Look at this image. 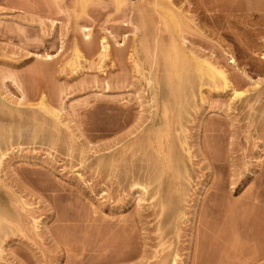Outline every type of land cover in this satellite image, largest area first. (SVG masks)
<instances>
[{
	"label": "rangeland",
	"instance_id": "1",
	"mask_svg": "<svg viewBox=\"0 0 264 264\" xmlns=\"http://www.w3.org/2000/svg\"><path fill=\"white\" fill-rule=\"evenodd\" d=\"M0 99V264H264V0H0Z\"/></svg>",
	"mask_w": 264,
	"mask_h": 264
},
{
	"label": "bare ground",
	"instance_id": "2",
	"mask_svg": "<svg viewBox=\"0 0 264 264\" xmlns=\"http://www.w3.org/2000/svg\"><path fill=\"white\" fill-rule=\"evenodd\" d=\"M119 2H120V1H119ZM82 4H83V3H82ZM84 5H85V4H84ZM169 11H170V13H167V12H169ZM167 12H166V13H165V12L163 13V14H165V15H160V16H161V19H162V16L165 17V19L163 18V19H164L163 21H164V23H166V26L168 27V28H167V27H166V28H167L168 30H171V29H172L171 27H173V28H175V30H177V28H179V27H177V26L180 25V24L182 23L181 20L179 19L180 16H178V14H176V12L173 11V13L178 17L176 20H178V21L180 20V22H178V21L174 20L176 16L172 13V10L168 9ZM141 13H142V12H141ZM142 14H143V13H142ZM145 14H146V13H145ZM140 15H141V14H140ZM146 16H147V15H146ZM149 16H150V15H149ZM140 17H141V16H140ZM148 18H149V17H148ZM143 19H144V17H143ZM146 19H147V18H146ZM140 21H141V20H140ZM142 21H143V20H142ZM146 21H147V20H146ZM165 21H166V22H165ZM143 22H144V21H143ZM175 22H178V23H180V24L176 23V24L174 25ZM148 23H149V22H148ZM148 23H147V25H148ZM144 24H146V23H144ZM171 24H172V26H171ZM173 25L176 26L177 28L174 27ZM142 26H143V24H142ZM170 26H171V27H170ZM181 26H182V25H181ZM181 26H180V28H181ZM146 27H147V26H146ZM144 28H145V27H144ZM169 28H170V29H169ZM173 30H174V29H173ZM173 30H171V31L173 32ZM174 33H175V31H174ZM84 37L87 39V41L90 39V34L88 33V31L84 34ZM174 39H175V38H174ZM172 40H173V39H172ZM87 41H86V42H87ZM100 41H101V43L103 44L104 41H105V38L103 37ZM173 41H175V40H173ZM173 41H172V44L174 43ZM88 43H89V41L87 42V44H88ZM175 44H176V43H175ZM88 46H89V44H88ZM145 46H146V45H145ZM169 46H170V45H169ZM156 47H157V46H156ZM161 47H162V46H161ZM170 47H171V46H170ZM170 47H169V48H170ZM148 48H149V47H148ZM163 48H164V46H163ZM167 48H168V46H167ZM167 48H165L166 51H167ZM169 48H168V49H169ZM179 48L181 49V47H179L178 45H177V46H176V45H172V47L170 48V49L172 50V52H173L172 55H174V56L171 55V57H168L169 55L167 54L168 56H166V53L162 55V56H163L162 59H164V55H165V57H167V59L164 60V61H166V62L168 63V64H166V65H168V66L170 67V69H168L169 67H168V66H165L167 69H165L164 71H166V73H168L167 71H170V72H169L170 74L168 73L169 75H171V72H172V71L175 72L174 74H173V72H172L173 75H171V76H172L173 78H172L171 76H169L168 74H167V75L164 74V75L167 76V77L169 76L168 79L165 78V76H163V77L165 78V80H168V81H166V82H168L167 87H166V89H167L168 92H167V91H166V92H167V94L169 93V94H171V95L168 94L169 96H167V98L171 96L170 98L172 99V96H173V100L170 99L172 102L175 101L176 98H177L176 100H178V99H183V98H184L183 96H182L183 98H180L181 95H180V97H179V94H180V92H181V89L183 88V85L186 84L185 82H188V81H189L188 79H187V80L185 79V82L183 81L184 78H185V74H187V72H188L189 70H190L189 73H192L191 70H193V69H194V73H195V71H197L198 73H196V74L194 75V77H195V78H196V77L199 78V76H200L201 81L204 79V78L202 79L201 77H207L208 79H210V82H211V80H212L214 83H216V82L218 81V84H219L220 80H221V82L223 81V82H222V83H223L222 85H223V87H225V89H227L226 87H228V86L230 87L231 84L227 81V79H226V75H224L225 72L223 73V72L221 71L222 69L220 70V68H218V67H217L218 69L215 68L216 66L213 67V65H212V64L210 65L209 62L206 61L205 59H204L205 61H200L201 58H200L199 60H198V59H195V60H194V58L192 59V57H191V59L195 61V62H191V63H193L194 66L196 65V66H195V67H196V70H195V67H194L193 69H191L192 67H190V69H189V68H188V65H190V63L188 64L187 62H189L190 60H189V61L187 60V62H186L185 58H187V56L185 57V55H184V54H186V53H184V51L181 52L182 50H180ZM146 49H147V47H146ZM146 49H145V50H146ZM158 49H159V48H158ZM165 49H164V52H165ZM149 50H150V49H149ZM149 50H148V51H149ZM159 50H163V49L160 48ZM157 51H158V50L156 49V52H157ZM156 52H154V53L156 54ZM172 52H171V53H172ZM154 53H153V54H154ZM159 53H161V52L159 51ZM167 53H168V52H167ZM169 53H170V51H169ZM182 53H183V54H182ZM104 54H105V53L101 52V53H100V56H103ZM186 55H187V54H186ZM183 56L185 57V58H184L185 61L182 60V59H183ZM157 57H158V56H157ZM160 57H161V56H160ZM172 57H173V58H172ZM180 58H181V59H180ZM188 59H190V58L188 57ZM158 60H159V58H158ZM197 60H198V61H197ZM156 61H157V60H156ZM166 62H165V63H166ZM179 62L181 63V65H180L181 67L178 68L179 71H177V70L174 69V68H175L176 66L179 67V65H178V64H180ZM184 62H185V64H184ZM207 62H208V63H207ZM157 63H159V62L157 61ZM160 63H161V61H160ZM162 63H164L163 60H162ZM186 64H187V65H186ZM164 65H165V64H164ZM164 65H162L163 68H164ZM186 66H187V67H186ZM190 66H192V65H190ZM184 67H186V68H184ZM172 68H173V70H171ZM183 68H184V69H183ZM187 68H188V70H187ZM185 69L187 70L186 73L183 72V70L185 71ZM175 70H176L177 72H176ZM164 73H165V72H164ZM189 73H188V76H186V77H188V78H189V76H190ZM175 74H177L176 77H178V79L175 78V76H174ZM182 74H184V75L182 76ZM197 74H198L199 76H198ZM155 75H156V74H155ZM191 75H192V74H191ZM192 76H193V75H192ZM192 76H191V77H192ZM151 77H152V76H151ZM151 77H150V78H151ZM182 77H183V78H182ZM157 78H158V76H157ZM197 78H196V79H197ZM207 78H206V79H207ZM217 78H218L219 80H218ZM152 79H153V77H152ZM152 79H151V81H152ZM174 79H175V80H174ZM181 79H182V80H181ZM190 79H191V78H190ZM206 79H205V80H206ZM158 80H159V79H158ZM160 80H162V78H161ZM163 80H164V79H163ZM205 80H203V81H205ZM153 81H154V80H153ZM156 81H157V80H156ZM182 81L184 82L183 84L181 83ZM193 81H195V79H194ZM193 81H192V82H193ZM201 81H200V82H201ZM203 81H202V82H203ZM206 81H207V80H206ZM215 81H216V82H215ZM162 82H163V81H162ZM162 82H161V84H162ZM198 82H199V81H198ZM211 83H212V82H211ZM228 83H229V84H228ZM154 84H155V83H154ZM154 84H153V85H154ZM157 84H158V83H157ZM187 84H188V83H187ZM192 84H193V83H192ZM220 84H221V83H220ZM220 84H219V85H220ZM164 85H165V83H164ZM180 85H182V88H181V89H180ZM190 85H191V84H190ZM155 86H157V85H155ZM160 86H161V85H160ZM220 86H221V85H220ZM229 87H228V88H229ZM164 88H165V87H163V89H161V87H160L161 90H164ZM219 88H220V87H219ZM155 89H157V88H155ZM166 89H165V90H166ZM214 89H215V88H214ZM217 89H218V88H217ZM225 89L223 88L222 90H225ZM232 90H233V89H232ZM179 91H180V92H179ZM182 91H183V90H182ZM216 91H217V90H216ZM233 91H235V90H233ZM183 92H184V91H183ZM183 92H182V93H183ZM163 93H164V92H163ZM163 93H162V95H163ZM235 93H236V92H235ZM239 93H240V92H239ZM165 94H166V93H165ZM236 94H237V93H236ZM157 95H158V94H157ZM186 95H187V94H186ZM186 95H185V96H186ZM237 95H238V94H237ZM162 97H163V96H162ZM174 97H175V98H174ZM160 98H161V97H160ZM164 98H165V97H164ZM1 99H2V98H1ZM1 99H0V102H1ZM2 100H3V99H2ZM156 100H157V99H156ZM160 100H162V99H160ZM160 100H159V101H160ZM165 100H166V99H165ZM165 100H164V101H165ZM164 101H163L162 103H164ZM178 101L180 102V100H178ZM178 101H175V103H178V104H179ZM3 102H4V101H3ZM168 102H170V101L168 100ZM172 102H171V103H172ZM44 103H45V102H44ZM157 103H158V102H157ZM159 103H160V102H159ZM173 103H174V102H173ZM175 103H174V106H176V105L178 106V104L175 105ZM182 103H183V102H182ZM40 104H41V103H40ZM45 104L47 105V103H45ZM45 104H44V105H45ZM165 104H167V103H165ZM165 104H164V105L162 104L161 108H163V106H164L165 109L168 108V107H166ZM41 105H42V104H41ZM44 105H42V106H40V107L43 108ZM179 105H180V104H179ZM2 106H3V104L0 103V111L2 110V109H1ZM168 106H169V105H168ZM174 106H173V107H174ZM5 107H7V106H5ZM173 107H172V108H173ZM178 107H180V106H178ZM183 107H184V106H183ZM2 108H4V107H2ZM7 108H8V107H7ZM45 108H47V107H45ZM50 108H51V107H50ZM175 108L177 109V107H175ZM3 110H5V109H3ZM161 110H163V109H161ZM173 110H174V109H173ZM181 110H182V109H181ZM184 110H185V109H184ZM7 111H8V110H7ZM10 111H11V110H10ZM45 111H46V109H45ZM47 111H49V109H47ZM51 111H52V109H51ZM166 111H167V109L163 111L164 113L162 114V116H163V115H164V116H163L162 121H163V120H164V121L161 123V126H163V130H164V132H163V130H160V126L158 127V128H159V131H157V133H159V132L162 131L163 133H165V135H166V133H167L168 131L171 132V129H170V128H171L173 122H175V123L178 122V124H181V123L179 122L180 119H179V116H178V115L175 114V115H176V117H175V116L173 115V112H172V115L175 117V118H173V116L171 117V115H169V114H165ZM169 111H170V108H169ZM53 112H54V111H53ZM177 112H178V109H177ZM12 113H14V112H12ZM48 113H50V111H49ZM175 113H176V111H175ZM181 113H182V112H181ZM181 113H180V115H181ZM4 114L6 115V113H4ZM14 114H17V113H14ZM45 114H47V113H45ZM170 114H171V113H170ZM178 114H179V113H178ZM9 115H10V114H9ZM9 115H8V116H9ZM1 116H2V115H1ZM11 116H12V115H11ZM14 116H15V115H14ZM166 116H170V119H168L169 117L167 118ZM15 117H16V116H15ZM7 118H8V117H7ZM172 118H173V120H174V119L176 120V118H177L178 121H177V120H176V121H171ZM11 119H12V118H11ZM22 119H24V118H22ZM36 119H37V118H36ZM36 119H35V121H36ZM153 119H154V118H153ZM156 119H157V118H156ZM156 119H154V121H156ZM158 119H159V118H158ZM160 119H161V118H160ZM27 120H28V119H27ZM32 120H33V119H32ZM3 121H4V120H3ZM9 121H10V118H9ZM9 121H8V122H9ZM15 121H16V120H15ZM18 121H19V120H18ZM20 121H21V119H20ZM30 121H31V119H30ZM41 121H42V119H41ZM6 122H7V120H6ZM31 122H32V121H31ZM158 122H159V124H160V120H159ZM10 123H11V122H10ZM10 123H9V124H10ZM22 123H23V122H22ZM22 123H21V124H22ZM39 123H40V121H39ZM156 123H157V122H156ZM156 123H155V122H152V123H151V127H152L151 129H153L154 131H155V129L153 128L154 125L158 126V125H157L158 123H157V124H156ZM175 123H174L173 126H175ZM17 124H18V123H17ZM36 124H37V122H36ZM6 125H7V124H6ZM10 125H11V124H10ZM12 125H13V124H12ZM39 125H40V126H39ZM42 125H43V124H42ZM15 126H16V125H15ZM18 126H19V125H18ZM38 126L41 127V123L38 124ZM178 126H179V125H178ZM7 127H8V126H7ZM36 127H37V126H36ZM39 127H37V128H39ZM11 128H13V127H11ZM15 128H16V127H15ZM15 128H14V129H15ZM161 128H162V127H161ZM173 128H174V127H173ZM1 129H2V128H1ZM5 129H6V128H5ZM7 129H10V128L8 127ZM14 129H13V130H14ZM39 129H40V128H39ZM169 129H170V130H169ZM19 130H20V129H19ZM41 130H42V129H41ZM156 130H158V129H156ZM175 130H176V129H175ZM175 130H174V131H175ZM0 131H1V130H0ZM7 131L9 132V130H7ZM16 131H17V130H16ZM16 131H15V132H16ZM35 131H36V130H35ZM154 131H153V132H154ZM172 131H173V130H172ZM3 132H4V131H3ZM13 132H14V131H13ZM151 132H152V131H151ZM9 133H10V132H9ZM36 133H37V132H36ZM4 134H6V133H3L2 135H4ZM152 134H153V133H152ZM155 134H156V133H155ZM155 134H154V135H155ZM170 134H171V133H170ZM170 134H169V135H170ZM0 135H1V134H0ZM2 135H1V136H2ZM151 136H152V135H151ZM159 136L162 137V133H161V135H159ZM159 136H158V134H157V137H159ZM163 136H164V134H163ZM167 136H168V135H167ZM167 136H165V137H167ZM6 137H7V135H6ZM160 137H159V138H160ZM150 138H151V137H150ZM152 138H153V137H152ZM159 138H158L157 140H160ZM161 140H163V139H161ZM161 140H160V141H161ZM165 140H166V139H165ZM154 141H155V140H154ZM157 142H158V141H157ZM157 142H156V143H157ZM161 142H162V141H161ZM161 142H158L159 145H161V146H156V145H155V146L157 147V148H155V149H156L155 152H158V154H157V155H159V158L157 157V158H158V161L161 163V165H163V166H160V167H163L162 170H161V169H160V170H161V173L163 172V174H164V173H168L169 171H171V169H170V168H171V166H170V165H171L170 161H171V157H172V155L170 156L169 153H171L174 149H172V151H169V153H168V150H167V149H169L170 147H168V146L166 147V144L164 145V142H163V143H161ZM153 143H154V142H153ZM156 143H154V144H156ZM163 145H164L167 149H166ZM172 148H173V147H172ZM170 149H171V148H170ZM174 151H176V150H174ZM1 152H2V151H1ZM1 152H0V153H1ZM4 154H5V153H4ZM174 154H175V153H174ZM2 155H3V154H2ZM0 156H1V155H0ZM176 156H177V155H176ZM173 157H174V156H173ZM0 158H1V157H0ZM174 158H176V157H174ZM174 158H173V160H176V159H174ZM178 158H179V157H178ZM176 161H177V160H176ZM180 162H181V161H180ZM180 162H179V163H180ZM107 163H108V162H107ZM108 164H109V163H108ZM169 164H170V165H169ZM141 165H142V164H141ZM176 165H178V162H177ZM182 165H183V164L181 163L180 166H182ZM139 166H140V165H139ZM139 166H138V168H139ZM142 166H144V165H142ZM169 166H170V167H169ZM174 166H175V165H174ZM144 168H145V167H144ZM172 168L174 169V167H172ZM176 168H178V171H179V167L176 166ZM176 168H175L174 172H176V170H177ZM182 168H183V166H182ZM182 168H180V171L182 170V171L185 173V170H183ZM168 169H169V170H168ZM184 169H185V168H184ZM137 170H138V169H137ZM167 170H168V172H167ZM141 171H145V170H142V168H141L140 172H141ZM180 171H179V172H180ZM182 171H181V172H182ZM136 172H137V171H136ZM140 172H138V173H140ZM172 172H173V171H172ZM179 172H178V173H179ZM181 172H180V173H181ZM141 173H142V172H141ZM142 174H143V173H142ZM144 174H145V173H144ZM144 174H143V175H144ZM163 174H162V175H163ZM174 174H175V173H174ZM140 175H141V174H140ZM168 175H169V173H168ZM172 175H173V174H172ZM178 175H180V174H178ZM159 176H160V175H159ZM142 185H143V184H142ZM146 185H147V184H146ZM144 186H145V185H144ZM143 188H147V187L145 186V187H143Z\"/></svg>",
	"mask_w": 264,
	"mask_h": 264
}]
</instances>
